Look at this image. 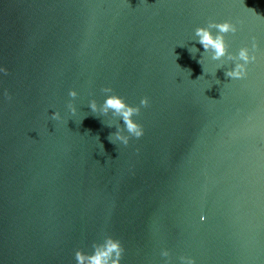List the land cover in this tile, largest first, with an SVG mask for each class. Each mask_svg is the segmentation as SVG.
Instances as JSON below:
<instances>
[{"label":"water","instance_id":"1","mask_svg":"<svg viewBox=\"0 0 264 264\" xmlns=\"http://www.w3.org/2000/svg\"><path fill=\"white\" fill-rule=\"evenodd\" d=\"M210 19L237 25L233 54L255 37L245 77L197 42ZM0 63V264H75L107 234L122 264H162V247L264 264V0H0ZM105 86L149 97L127 145L88 107Z\"/></svg>","mask_w":264,"mask_h":264},{"label":"clouds","instance_id":"2","mask_svg":"<svg viewBox=\"0 0 264 264\" xmlns=\"http://www.w3.org/2000/svg\"><path fill=\"white\" fill-rule=\"evenodd\" d=\"M254 13V11L248 8ZM256 14V13H254ZM258 15V14H256ZM237 25L232 20H214L210 19L206 24L198 25L194 29V35L197 37V42L202 45L203 51L210 53L208 59L211 61H221V58H227L232 61L231 67H228L224 75L230 78L239 79L247 75L249 64L257 59L258 43L255 37L252 38L251 45H243L233 54L229 51V44L225 38L226 33H235ZM190 51H199L195 45L190 46ZM198 63L202 66L205 63V57L202 55L198 59ZM221 67V64H215L213 74ZM204 71V66H203ZM8 68L3 63H0V74H6ZM106 95L102 103L98 104L93 98L88 101V107L92 113H98L99 116H105L111 113L113 116H118L123 122L116 127L115 132L110 133V141L115 144L127 145L132 138H139L144 135V126L135 117L141 111V106L149 104V97H141L138 104L129 103L123 95L113 91L110 86H105L101 89ZM4 95L9 99L7 89H4ZM78 92L75 88L68 91L69 97H76ZM68 111L71 114L77 113V106L70 100L67 104ZM50 118L55 121L63 119L59 110L51 113ZM111 126V122H109ZM199 219L204 221L207 217L203 214ZM125 253V247L122 241L111 234L105 235L102 239L93 241L90 251H85L83 248H77L74 252L75 264H122V257ZM159 255L163 257L162 264H173L171 259V251L167 247L160 249ZM179 264H197L196 258L187 254L178 256Z\"/></svg>","mask_w":264,"mask_h":264}]
</instances>
